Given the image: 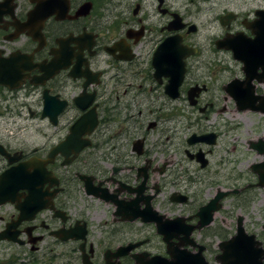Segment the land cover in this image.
I'll return each instance as SVG.
<instances>
[{"label":"flooded vegetation","instance_id":"af4514ba","mask_svg":"<svg viewBox=\"0 0 264 264\" xmlns=\"http://www.w3.org/2000/svg\"><path fill=\"white\" fill-rule=\"evenodd\" d=\"M255 50L264 0H0V264H264L244 217L207 233L257 188L216 159L239 90L264 98Z\"/></svg>","mask_w":264,"mask_h":264},{"label":"rangeland","instance_id":"374dc122","mask_svg":"<svg viewBox=\"0 0 264 264\" xmlns=\"http://www.w3.org/2000/svg\"><path fill=\"white\" fill-rule=\"evenodd\" d=\"M121 117L122 115H119V119ZM220 117L224 119L222 123L225 125L218 127L220 129L219 132L221 134H228L221 136L220 146L216 149V159L220 160L224 155H227L224 152L226 148L231 149L233 146L239 148V151L235 153V159L238 160L237 164L234 165L235 173L240 177L241 188H244L246 185L251 188L250 184H257L259 180L251 172L250 166L252 163L258 162L262 158L251 152L247 145L250 140L264 137V115L258 112L246 111V113L242 112L231 116L226 112L225 114H221ZM231 118H233V120ZM185 121L186 120L183 119L182 122H175L177 135L174 141L177 143V146H179L182 140L181 136L195 131V128L190 127ZM214 123L215 119L209 123H203V126L213 130L216 128V124ZM118 124L119 123L113 125V128H116L115 131H117L120 126H118ZM181 131L183 132L181 133ZM179 132L181 134H179ZM16 137L18 141H25V134H17ZM234 137L238 138L236 142L232 141ZM181 159L184 158L178 155L176 162L177 169L182 170L183 168L187 169L193 167L190 164L183 163ZM228 171L229 169L224 170L225 177ZM201 175H203V173H201ZM239 216L244 217L246 231L250 234H256L259 239H262L264 246V188L260 189L257 187L242 195L240 203L233 202V200L227 201L222 212L217 215L216 225L207 230L208 234L221 230V235L212 238L214 241L213 243L216 244L223 237L230 238L236 234V223ZM217 226H220V228ZM212 236H216V234H212Z\"/></svg>","mask_w":264,"mask_h":264},{"label":"water","instance_id":"95a60500","mask_svg":"<svg viewBox=\"0 0 264 264\" xmlns=\"http://www.w3.org/2000/svg\"><path fill=\"white\" fill-rule=\"evenodd\" d=\"M237 88V85L236 84H233V87L231 88V89H228V92H230V93H234V94H236L235 92H233L235 89ZM240 91V90H239ZM240 93H241V97H240V104H247L248 103V106H252L250 103H249V100L251 99L250 97H244L243 96V94H242V92L240 91ZM249 100H248V99ZM257 100H259L260 101V104H262V106H257V107H255V106H252V107H250V108H252V110H261V111H263L264 112V100L263 99H254V100H252V101H250V102H256ZM245 108H249V107H241V110H244ZM254 171L255 172H257V173H259V175H260V184H259V186H262V187H264V166L263 165H259V166H254ZM221 197H222V194L220 193L217 197H216V199L213 201V203H215V202H218L220 199H221ZM215 210H217V208H214V209H210V206H208L207 208H205L204 210H203V214L204 213H209L210 212V214H208L209 216H212V212L213 211H215ZM211 220L209 219V220H207V221H205V224H207V223H209ZM242 231L243 230H241V233H242ZM253 256H255L252 260H251V262H252V264H259L260 263V261H261V258H262V256L260 255V254H254ZM258 257V258H257ZM238 259H245V257H243V256H240ZM249 260H250V258H249ZM254 261H256V262H254Z\"/></svg>","mask_w":264,"mask_h":264}]
</instances>
